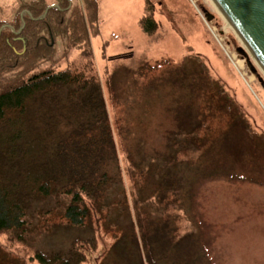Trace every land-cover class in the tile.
Instances as JSON below:
<instances>
[{
    "label": "rangeland",
    "instance_id": "rangeland-1",
    "mask_svg": "<svg viewBox=\"0 0 264 264\" xmlns=\"http://www.w3.org/2000/svg\"><path fill=\"white\" fill-rule=\"evenodd\" d=\"M98 1L91 40L114 134L102 196L80 223L67 216L70 196L39 202L27 220L46 227L26 243L0 234V264H40L38 253L79 240L95 244L84 264H264V72L213 0H155L151 37L146 0ZM14 5L0 0L10 15ZM193 118L212 145L177 148Z\"/></svg>",
    "mask_w": 264,
    "mask_h": 264
},
{
    "label": "trees",
    "instance_id": "trees-1",
    "mask_svg": "<svg viewBox=\"0 0 264 264\" xmlns=\"http://www.w3.org/2000/svg\"><path fill=\"white\" fill-rule=\"evenodd\" d=\"M154 1L146 0L140 22L150 37ZM8 12L0 7V234L17 244L46 227L27 220L41 201L70 196L67 216L75 223L95 212L114 134L91 40L100 28L99 1L15 0L13 15ZM164 63H146L136 74L145 77ZM193 121L191 133L184 122L177 148L189 143L197 151L212 143L200 135L203 123ZM239 148L236 144L229 157L238 159ZM224 173L230 180L232 173ZM31 215L41 216L38 211ZM93 249L92 241L79 240L66 253L36 258L40 264H84Z\"/></svg>",
    "mask_w": 264,
    "mask_h": 264
},
{
    "label": "water",
    "instance_id": "water-1",
    "mask_svg": "<svg viewBox=\"0 0 264 264\" xmlns=\"http://www.w3.org/2000/svg\"><path fill=\"white\" fill-rule=\"evenodd\" d=\"M220 7L264 66V0H217ZM214 16L207 14L212 22Z\"/></svg>",
    "mask_w": 264,
    "mask_h": 264
},
{
    "label": "bare ground",
    "instance_id": "bare-ground-1",
    "mask_svg": "<svg viewBox=\"0 0 264 264\" xmlns=\"http://www.w3.org/2000/svg\"><path fill=\"white\" fill-rule=\"evenodd\" d=\"M213 2L215 3V5L221 10V12L224 14L225 18L227 19V21L229 22L230 26L234 29V31L236 32V34L238 35V37L240 38V40L242 41V43L244 44V46L246 48L249 49L250 53L253 55V57L255 58V62L258 64V66H260L261 70L264 72V66L260 63V61L258 60V58L256 57V55L254 54V52L252 51L251 47L246 43V41L243 39V37L240 35V33L236 30V28L233 26L232 22L230 21V19L227 17V15L224 13V11L222 10V8L220 7V4L217 0H213Z\"/></svg>",
    "mask_w": 264,
    "mask_h": 264
}]
</instances>
